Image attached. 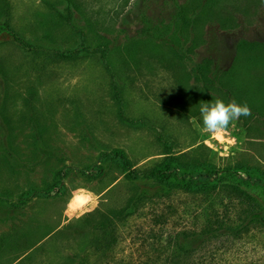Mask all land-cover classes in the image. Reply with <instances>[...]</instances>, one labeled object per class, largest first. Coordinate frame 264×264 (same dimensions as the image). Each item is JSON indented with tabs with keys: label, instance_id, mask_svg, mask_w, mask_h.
<instances>
[{
	"label": "rangeland",
	"instance_id": "obj_1",
	"mask_svg": "<svg viewBox=\"0 0 264 264\" xmlns=\"http://www.w3.org/2000/svg\"><path fill=\"white\" fill-rule=\"evenodd\" d=\"M144 1L141 10H146L154 28L171 21L176 11L171 0ZM201 1L209 9L208 15L221 23L236 13L247 16L252 11L249 19L241 17L237 31L208 25L206 42L196 49L194 60L211 59L217 68L227 71L234 63L240 40L264 43V0ZM76 2L78 11L69 10L67 0H6L7 5L0 0V25L6 23L30 47L21 48L6 32L0 35V67L4 73L0 74V129L4 126L11 135V155L0 147V236L26 233L27 246L43 239L50 227H63L99 207L122 208L130 191L118 169H107L101 178L82 174V170H92L106 151H122L138 167H147L162 163L167 151L183 153L201 145L208 149L203 147L199 156L221 170L264 171V120L248 117L254 127L250 129L241 116L222 138L208 136L201 117L179 122L174 112L153 99L175 94L167 89L169 81L175 83L172 76L159 64L146 67L140 74L132 72L136 83L125 93L126 115L143 125L121 122L109 75L87 48L96 47L97 31L106 40L117 39L120 43L144 31L136 7V3L143 2L131 0L126 12L118 17L117 0ZM124 17L128 21L125 26ZM41 47L83 53L75 61L51 63L45 60L49 51L41 56L32 53ZM251 69L243 63L239 70L244 88L252 78L263 74L264 68L257 65ZM193 93L195 90L189 88L188 95ZM252 103L260 111L264 91L255 94ZM37 190L42 194H34ZM257 196L260 199V194ZM191 200L190 195L179 191L170 198L154 200L130 218L123 231L134 236L148 231L151 210H161L171 218L172 225L181 228L186 225L182 212ZM244 237V243H249V260L264 256V229H254ZM59 246H50L52 256ZM11 252L0 253V264H13L17 254ZM37 258L42 261L45 256L39 253Z\"/></svg>",
	"mask_w": 264,
	"mask_h": 264
},
{
	"label": "trees",
	"instance_id": "obj_2",
	"mask_svg": "<svg viewBox=\"0 0 264 264\" xmlns=\"http://www.w3.org/2000/svg\"><path fill=\"white\" fill-rule=\"evenodd\" d=\"M130 1L117 0V17L126 12ZM141 1L143 3H136V7L144 31L123 43L117 39L106 40L97 31L96 47L87 48L109 75L111 95L121 122L131 126L142 124L126 115L125 93L136 83L132 80V72L140 74L146 67L154 68L158 64L172 76L175 83L167 80L171 85L167 89L175 94L165 98L155 96L153 99L164 109L174 112L179 122L189 123L201 117V104L214 102L217 98L225 103L232 100L246 103L251 115L242 117L250 129L254 127L248 117L264 120V107L259 111L252 103L255 94L257 96L259 91H264V69L263 74L252 78L247 88L243 87V80L239 78L243 63H247L250 71L257 65L264 68V43L240 40L235 48L234 63L227 71L217 68L211 59L198 62L192 58L196 49L206 42L204 36L208 25L217 24L226 32L237 31L241 27V17L249 19L247 16L252 10L247 16L236 13L235 17L226 18L221 23L208 15L209 9L201 0L182 3L171 0L176 9L171 21L154 28L146 10H141L147 1ZM67 2L69 10H79L76 0ZM127 22L124 17L123 26ZM4 32L21 48L28 50L27 43L6 23L0 25V35ZM45 51L49 50L41 47L32 53L41 56ZM81 53L75 49L69 52L49 51L45 60L51 63L75 61ZM189 88L195 90L193 95L196 97L188 95ZM249 89L251 94H248ZM8 131L4 126L0 129V147L4 153L11 155V135ZM203 147L207 148L200 145L177 154L167 151L162 163L147 167H138L119 150L102 153L99 163L92 170H82V174L101 178L107 169H118L130 191L122 208L99 207L63 227H50L43 239L27 246L26 233L1 235L0 252L14 251L17 258L13 264H248L253 260L252 264H264V256L251 260L246 257L249 243H244V236L249 232L264 229V171L258 174L259 171L244 168L221 170L199 156ZM178 191L192 197L191 204L186 205L181 215L186 221L185 226L178 228L172 225L169 222L171 218L165 217L161 210L151 208L148 231H140L135 236L123 231L125 223L147 204L170 198ZM42 192L37 190L34 194ZM239 205L243 208L239 209ZM57 243L60 246L52 256L50 246ZM39 253L45 256L42 261H36Z\"/></svg>",
	"mask_w": 264,
	"mask_h": 264
},
{
	"label": "clouds",
	"instance_id": "obj_3",
	"mask_svg": "<svg viewBox=\"0 0 264 264\" xmlns=\"http://www.w3.org/2000/svg\"><path fill=\"white\" fill-rule=\"evenodd\" d=\"M202 129L210 137L222 138L229 126L241 116L251 115L248 105L235 100L225 103L217 98L214 102H205L200 106Z\"/></svg>",
	"mask_w": 264,
	"mask_h": 264
},
{
	"label": "crops",
	"instance_id": "obj_4",
	"mask_svg": "<svg viewBox=\"0 0 264 264\" xmlns=\"http://www.w3.org/2000/svg\"><path fill=\"white\" fill-rule=\"evenodd\" d=\"M1 253V252H0Z\"/></svg>",
	"mask_w": 264,
	"mask_h": 264
}]
</instances>
